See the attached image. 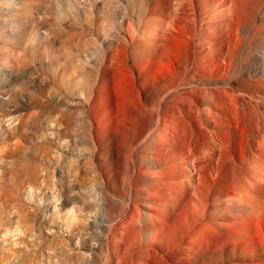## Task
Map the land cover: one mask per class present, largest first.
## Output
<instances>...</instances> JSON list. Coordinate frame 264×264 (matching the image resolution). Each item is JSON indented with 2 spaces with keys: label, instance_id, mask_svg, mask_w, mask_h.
Returning a JSON list of instances; mask_svg holds the SVG:
<instances>
[{
  "label": "rangeland",
  "instance_id": "obj_1",
  "mask_svg": "<svg viewBox=\"0 0 264 264\" xmlns=\"http://www.w3.org/2000/svg\"><path fill=\"white\" fill-rule=\"evenodd\" d=\"M263 134L264 0H0V264H264Z\"/></svg>",
  "mask_w": 264,
  "mask_h": 264
},
{
  "label": "bare ground",
  "instance_id": "obj_2",
  "mask_svg": "<svg viewBox=\"0 0 264 264\" xmlns=\"http://www.w3.org/2000/svg\"><path fill=\"white\" fill-rule=\"evenodd\" d=\"M155 84V83H154ZM260 127V126H259ZM260 136L262 135V134H259ZM264 135V134H263ZM262 137V136H261ZM262 140H263V138H262ZM263 142V141H262ZM261 146V145H260ZM259 147V146H258ZM131 157H132V155H131ZM133 160V159H132ZM132 160L130 159L129 160V166L131 165V166H135V165H133V162H132Z\"/></svg>",
  "mask_w": 264,
  "mask_h": 264
}]
</instances>
